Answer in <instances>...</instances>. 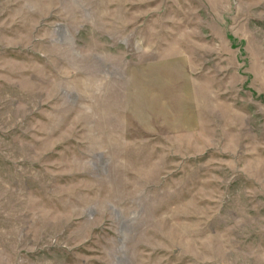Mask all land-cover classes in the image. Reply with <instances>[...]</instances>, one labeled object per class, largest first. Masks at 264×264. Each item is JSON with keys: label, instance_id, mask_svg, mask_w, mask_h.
Segmentation results:
<instances>
[{"label": "rangeland", "instance_id": "1", "mask_svg": "<svg viewBox=\"0 0 264 264\" xmlns=\"http://www.w3.org/2000/svg\"><path fill=\"white\" fill-rule=\"evenodd\" d=\"M0 264H264V0H0Z\"/></svg>", "mask_w": 264, "mask_h": 264}]
</instances>
